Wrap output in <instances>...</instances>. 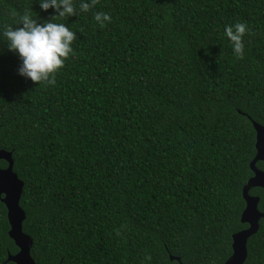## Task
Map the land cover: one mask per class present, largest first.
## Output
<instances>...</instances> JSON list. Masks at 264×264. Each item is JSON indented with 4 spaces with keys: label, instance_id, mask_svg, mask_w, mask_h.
<instances>
[{
    "label": "trees",
    "instance_id": "obj_1",
    "mask_svg": "<svg viewBox=\"0 0 264 264\" xmlns=\"http://www.w3.org/2000/svg\"><path fill=\"white\" fill-rule=\"evenodd\" d=\"M80 2L56 21L75 39L54 86L20 76L0 36V149L23 182L31 258L224 264L247 228L252 122L264 126V0H97L88 13ZM25 12L56 16L38 0H0V30ZM235 22L249 28L240 59L223 36ZM249 194L264 213V189ZM8 231L0 201V264L18 252ZM246 247L243 264H264V218Z\"/></svg>",
    "mask_w": 264,
    "mask_h": 264
},
{
    "label": "clouds",
    "instance_id": "obj_2",
    "mask_svg": "<svg viewBox=\"0 0 264 264\" xmlns=\"http://www.w3.org/2000/svg\"><path fill=\"white\" fill-rule=\"evenodd\" d=\"M97 3L90 0L79 3V11L88 13ZM41 11L51 9L56 16L51 22L37 23L32 14L25 12L16 21L19 27H4L0 36L7 42L9 51L15 52L21 60L19 75L43 87L54 86L57 72L63 68L70 55H74L72 42L74 31L65 25V17L75 15L76 0H38ZM93 19L101 27L111 23V16L105 12L93 13ZM249 32L244 22L225 25L223 36L228 41L232 53L237 59L243 58L245 44L244 37ZM150 255L144 256V264H150Z\"/></svg>",
    "mask_w": 264,
    "mask_h": 264
},
{
    "label": "water",
    "instance_id": "obj_3",
    "mask_svg": "<svg viewBox=\"0 0 264 264\" xmlns=\"http://www.w3.org/2000/svg\"><path fill=\"white\" fill-rule=\"evenodd\" d=\"M255 131V156L250 162V177L242 188V198L245 207L240 216V223L247 228L232 235V254L224 264H243L247 255V241L255 235L259 228V221L264 218V213L258 210L259 197L252 196L249 191L253 188L264 189V170L256 168V163L264 161V126L252 122ZM0 160L6 164V168H0V201L5 206L7 221L9 224L8 236L13 241L18 252L8 255L6 262L14 264H36L30 256L32 240L22 231V223L25 214L19 206L23 190V182L13 172V160L10 152L0 149ZM170 260L179 258L170 257Z\"/></svg>",
    "mask_w": 264,
    "mask_h": 264
}]
</instances>
